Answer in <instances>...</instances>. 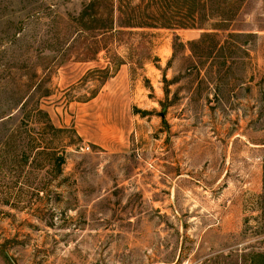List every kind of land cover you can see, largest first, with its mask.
Returning a JSON list of instances; mask_svg holds the SVG:
<instances>
[{"label": "rangeland", "instance_id": "374dc122", "mask_svg": "<svg viewBox=\"0 0 264 264\" xmlns=\"http://www.w3.org/2000/svg\"><path fill=\"white\" fill-rule=\"evenodd\" d=\"M89 1L0 0V264H264V0Z\"/></svg>", "mask_w": 264, "mask_h": 264}, {"label": "trees", "instance_id": "16d2710c", "mask_svg": "<svg viewBox=\"0 0 264 264\" xmlns=\"http://www.w3.org/2000/svg\"><path fill=\"white\" fill-rule=\"evenodd\" d=\"M104 1L107 4V0H103V2ZM99 3V0H90L87 7L90 8L92 13L96 14ZM183 5L184 7L182 10H172L169 12H141L140 14H135L117 9V13L114 14L111 10L110 12H105L104 18L100 17L101 24L100 27L97 28L101 30H109L112 27H150L170 30L191 29L202 28L205 22L214 16H218L216 19L222 17L223 20L232 17V15L223 13L222 15H217L214 11V7H220V3L216 5L214 0H183ZM122 6H124V4ZM98 15L102 16V12ZM220 29L223 28H219V30ZM261 190L264 192V169L262 171Z\"/></svg>", "mask_w": 264, "mask_h": 264}]
</instances>
